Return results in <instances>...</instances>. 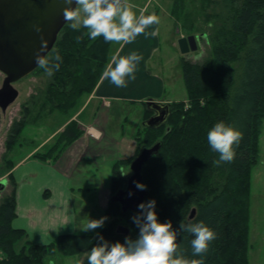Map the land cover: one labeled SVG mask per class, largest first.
I'll use <instances>...</instances> for the list:
<instances>
[{
    "label": "trees",
    "instance_id": "obj_1",
    "mask_svg": "<svg viewBox=\"0 0 264 264\" xmlns=\"http://www.w3.org/2000/svg\"><path fill=\"white\" fill-rule=\"evenodd\" d=\"M200 2L204 12L208 8L212 10V15H206L212 30L210 55L202 63L181 60L187 100L172 104V116L165 126L160 129L142 126L137 131L138 153L143 147L162 144L159 153L144 166L142 182L147 185L146 200L157 201L156 211L161 221L171 219L177 227L182 219L187 222L195 210L192 219L203 220L216 232V239L203 254L204 264H249L251 175L259 160L264 121V0ZM179 5L175 2L172 14ZM184 29L192 28L187 24ZM86 32L83 27L72 28L69 21L48 55L51 57L58 50L63 56L60 69L51 75L45 91L44 98L49 103L61 106L73 101L80 89L90 94L100 82L113 41H105L102 36L92 40ZM90 67L95 70L91 71ZM43 70L39 67L35 73ZM218 120L234 124L242 133L232 161L217 163L219 153L208 145L207 131ZM24 125L15 123L8 141L10 152L17 146ZM72 131L70 139L63 138L55 144L57 149L51 161L60 158L83 135L77 125H73ZM48 154L35 158L46 162L50 159ZM134 158L114 165L112 195L126 188L127 176L120 170L129 167ZM10 182L12 194L0 197V250L4 254L0 264H51L55 256H82L97 243V234L63 235L45 246L27 240L18 251V244L27 235L11 227L16 216V183L11 175ZM114 211L127 219L129 236L135 238L139 230L131 217L140 210L123 214L120 205L110 203L106 216L111 219ZM112 222L99 233L111 241H123L124 235L110 231ZM191 238L188 233L178 236L181 249L189 257ZM82 264H88V260Z\"/></svg>",
    "mask_w": 264,
    "mask_h": 264
},
{
    "label": "rangeland",
    "instance_id": "obj_2",
    "mask_svg": "<svg viewBox=\"0 0 264 264\" xmlns=\"http://www.w3.org/2000/svg\"><path fill=\"white\" fill-rule=\"evenodd\" d=\"M147 1L149 0H129V3L130 5L132 3L145 4ZM177 1L180 5L177 6L175 14H172L173 5ZM161 5L162 7H160ZM148 8H150V11L159 9L161 12L158 16V38L160 39V47L159 50L150 57L148 61V71L164 80L166 91L165 95L163 94V98L179 102L186 101L187 91L181 70V60L184 58L192 63H202L209 57V38L212 35V30L209 29L206 15H212V10L208 8L206 9L207 11L204 12L200 0H150ZM164 10L169 11V13L173 15V19L165 15L163 13ZM133 11L138 15L137 10ZM70 22L72 23V21ZM187 24L192 28L191 31H186L184 29V26ZM190 36H196L198 38L199 49L190 55L183 56L179 50L178 40L182 37L187 38ZM123 43L124 41L112 42L109 60L114 54L118 55L122 53L121 47ZM94 70L95 68L92 67L91 71ZM87 71L90 72V69L88 68ZM240 76L241 72L238 71V80ZM4 79L5 76L0 72V89L2 88ZM102 79L103 78H101L100 82ZM51 80V75H48L44 70L30 75L14 85L20 93L16 102L10 105L6 112L0 109V182L3 180L7 181L6 189L1 193V196L12 194L13 186L10 182L9 174L10 169L13 167H11V165L15 167L16 162L32 151L34 152L42 143L46 142L48 146L45 147L43 152L38 153L36 151L33 154L35 157L36 155L49 153L48 158H50L55 149H57L55 144L61 143L63 138L70 139L72 137L73 125H77L83 133V130L87 132L89 129L86 125L91 121V115L97 104L93 99L98 93L97 90L100 82L90 94L86 93L85 89H80L79 95L73 101L57 106V104H51L49 103L50 101L48 102L46 98H44L45 91H47V86ZM144 104L145 103L141 102L119 103L106 109L109 117L108 124L104 129L107 130V144L110 146L106 151V155L111 157L113 154L112 138H118L122 134L130 136L134 134L138 128L143 126L144 113L149 110ZM105 105L109 106V103ZM101 114H104L102 109L99 111L98 116H101ZM15 123H22L25 125L21 128L16 143L18 145V147H16L17 150L15 152H10L11 147L8 141ZM143 136L145 138L144 134ZM259 149V160L257 165L253 168L251 175L252 195L249 264H264V121ZM12 155L14 157H12ZM15 159L16 162L14 163L13 160ZM51 160L50 158L46 162ZM120 172L131 175L129 167L122 168ZM73 184L75 187L83 189H89L97 185L93 181H82L77 178L74 180ZM48 193L50 192L48 191ZM95 200L92 194L88 195L85 193L80 197L79 201L80 204L81 201H85L86 204L85 206H81L80 209H85L88 204H90V208H96ZM112 213L114 216L110 219L111 222L113 220L111 232H116L118 225L121 224L127 227L130 226L127 219L120 216L119 212L114 211ZM94 231L93 232L96 234L100 230ZM0 252L2 251L0 250ZM56 257L57 256L53 257V259ZM3 258L4 254L2 253L0 255V260H3ZM86 259L87 255L85 253L82 255L81 261L83 262Z\"/></svg>",
    "mask_w": 264,
    "mask_h": 264
},
{
    "label": "crops",
    "instance_id": "obj_3",
    "mask_svg": "<svg viewBox=\"0 0 264 264\" xmlns=\"http://www.w3.org/2000/svg\"><path fill=\"white\" fill-rule=\"evenodd\" d=\"M149 3L150 0L145 4L132 3L131 6L133 10L138 11V15L143 11L145 15L154 13L158 17L160 10L150 11ZM167 10L163 13L173 19ZM146 31L153 34L145 36L144 33H140L135 40L124 41L122 53L118 54L127 55L130 51L142 54L143 59L137 65L136 78L129 81L127 87H117L108 79H102L98 93L94 99L92 98L97 103L91 115L93 119L90 118L91 121L86 125L89 129L87 132L83 130L80 139L67 147L55 161L44 162L34 157V152H43L48 146L47 142L42 143L34 152L25 155L18 162L16 159L13 160L16 162L15 167L9 174L16 183V216L11 222V227L14 230H23L27 235V238L18 244V251L27 240L32 244L45 246L63 235H96L94 230L101 231L111 222L107 217L105 225H102L104 227L85 230L90 219L106 216L112 196L114 165L137 155L140 143L136 137L140 128L130 136L122 134L118 138H112V151L115 156L106 155L110 148L107 144V130L104 129L109 117L106 109L113 107L114 104L127 102L146 103L148 100L171 104L179 102L163 98L166 91L164 80L148 71V61L160 47L158 22L149 25ZM106 103H109V106L105 105ZM101 109L104 114L98 116ZM149 114H151L149 110L144 113V121ZM16 147L14 152L17 150ZM76 178L93 181L97 185L89 189L75 187L73 182ZM85 193L93 195L97 209L90 208L88 203L85 209H80L86 204L85 201H81V204L79 201ZM81 257L57 256L51 264H76L77 260L81 261Z\"/></svg>",
    "mask_w": 264,
    "mask_h": 264
},
{
    "label": "clouds",
    "instance_id": "obj_4",
    "mask_svg": "<svg viewBox=\"0 0 264 264\" xmlns=\"http://www.w3.org/2000/svg\"><path fill=\"white\" fill-rule=\"evenodd\" d=\"M66 4L65 19L72 21L74 29H87L86 35L92 40L102 36L105 41L131 42L140 33L152 35L146 28L158 22L154 13L145 15L141 11L137 15L129 0H74V6L73 0H66ZM36 31H40L39 26ZM47 47V41L41 38L35 61L48 75H52L60 69L63 56L58 50L53 56H46ZM142 59L138 51H130L127 55L114 54L104 67L102 78L117 87H127L128 82L136 78L137 65ZM241 137V131L224 120H218L208 129V145L212 151L219 153L217 163L234 159L235 147ZM134 183L141 190L147 187L142 181ZM132 194L130 191L129 195ZM156 206L155 198L137 205L140 211L131 217L139 230L135 238L125 236L123 241H111L102 233H97V243L86 253L88 264H204L203 254L208 251L210 242L216 239V232L203 220L191 218L187 222L182 219L174 227L171 219L161 221L158 218ZM106 219L107 216L90 219L85 230L102 226ZM181 233L191 234V257L185 255L180 247L178 236ZM76 264H82V261L77 260Z\"/></svg>",
    "mask_w": 264,
    "mask_h": 264
},
{
    "label": "water",
    "instance_id": "obj_5",
    "mask_svg": "<svg viewBox=\"0 0 264 264\" xmlns=\"http://www.w3.org/2000/svg\"><path fill=\"white\" fill-rule=\"evenodd\" d=\"M66 7V0H0V72L5 76L0 89V109L3 112L19 98L20 93L14 85L40 67L35 55L40 48L41 38L48 44L46 56L54 49L61 31L69 22L64 16ZM37 26L39 32L36 31ZM178 46L183 56L190 55L199 49L198 38L182 37L178 40ZM146 106L154 115L143 123L145 128L160 129L172 116L171 103L148 100ZM161 145L158 142L141 149L129 166L131 175L126 177V188L111 197L110 202L120 205L123 214L139 210L137 205L146 200L147 190L138 189L134 182L143 181L144 166L159 153ZM6 186V180L0 182V196ZM130 191L132 195H129ZM194 215L195 210L190 218ZM116 233L129 236L130 229L121 224Z\"/></svg>",
    "mask_w": 264,
    "mask_h": 264
},
{
    "label": "flooded vegetation",
    "instance_id": "obj_6",
    "mask_svg": "<svg viewBox=\"0 0 264 264\" xmlns=\"http://www.w3.org/2000/svg\"><path fill=\"white\" fill-rule=\"evenodd\" d=\"M153 114V113H152Z\"/></svg>",
    "mask_w": 264,
    "mask_h": 264
}]
</instances>
